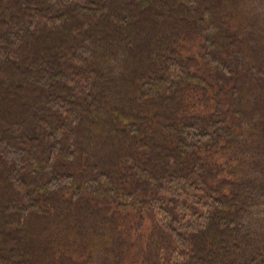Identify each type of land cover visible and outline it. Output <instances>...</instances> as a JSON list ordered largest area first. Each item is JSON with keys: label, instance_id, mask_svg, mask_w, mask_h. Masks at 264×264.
Returning <instances> with one entry per match:
<instances>
[{"label": "trees", "instance_id": "16d2710c", "mask_svg": "<svg viewBox=\"0 0 264 264\" xmlns=\"http://www.w3.org/2000/svg\"><path fill=\"white\" fill-rule=\"evenodd\" d=\"M0 264H264V0H0Z\"/></svg>", "mask_w": 264, "mask_h": 264}]
</instances>
